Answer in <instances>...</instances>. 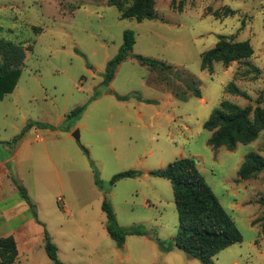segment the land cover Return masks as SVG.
Wrapping results in <instances>:
<instances>
[{
  "label": "rangeland",
  "instance_id": "obj_1",
  "mask_svg": "<svg viewBox=\"0 0 264 264\" xmlns=\"http://www.w3.org/2000/svg\"><path fill=\"white\" fill-rule=\"evenodd\" d=\"M134 1L118 0L124 9ZM110 3L0 0V39L28 50L17 88L0 101V189L15 205L14 196L21 197L16 179L37 205L41 222L21 197L27 239L19 237L15 264H53L44 230L65 264H200L174 245L166 250L179 226L173 189L168 180L149 175L181 158L196 162L243 236L242 243L215 256L214 264H264V232L260 222L254 224L264 217V172L249 180L238 176L249 153L264 157V130L253 143L229 151L213 149L212 133L204 127L223 101L264 107V0H155L158 19L143 22L122 19ZM127 30L134 31L135 46L105 85L106 65ZM221 36L250 42L253 56L246 61L259 75L242 62L214 63L213 73L201 69L202 55ZM136 55L172 69L152 70ZM231 84L248 98L227 92ZM79 107H85L80 118L67 122ZM27 124L37 132L30 129L12 145ZM77 131L80 141L73 136ZM130 170L141 175L111 187L115 175ZM95 171L103 189L95 184ZM105 199L121 227L142 225L148 234L130 235L118 247L106 230Z\"/></svg>",
  "mask_w": 264,
  "mask_h": 264
},
{
  "label": "trees",
  "instance_id": "obj_2",
  "mask_svg": "<svg viewBox=\"0 0 264 264\" xmlns=\"http://www.w3.org/2000/svg\"><path fill=\"white\" fill-rule=\"evenodd\" d=\"M110 6H117L122 19H135L138 22L158 19L154 9L155 0H135L134 4L126 9L118 0H111ZM135 43L134 31H125L123 44L118 54L106 65L103 84L112 83L119 66L132 53ZM27 51V48L22 44L0 39V101L17 88L26 65ZM252 56L253 48L250 42H237L235 37L221 36L219 43L202 55L201 69L213 73L214 63H223L225 67H229L233 62H242L250 72L259 75V69L246 61ZM135 58L141 65L152 70L172 69V66L160 60L141 55H136ZM187 88L192 91L194 97L201 98L199 89L192 90L190 84L187 85ZM227 92L248 98V95L240 91L234 84L228 87ZM97 97L98 94L95 93L93 98ZM117 99L128 101L129 96L117 95ZM140 100L143 101L142 98ZM145 102L154 103V101L148 100ZM84 110L85 107L73 110L68 115L67 122L78 120ZM251 114H253V118H251ZM37 126L41 129H54L53 126L41 123ZM32 127L34 124H27L11 144L15 145L22 140L25 133ZM204 127L212 133L208 144L213 149L224 147L229 151H234L239 144L253 143L264 130V107H257L255 110L252 107L243 109L230 101H223L220 107L212 112ZM261 172H264V157L251 152L245 157L238 176L242 180H249ZM140 175L141 173L136 170L122 172L111 179L110 185L115 187L121 180L137 178ZM149 175L168 180L173 189L179 226L177 235L170 248L166 249L167 251H170L171 246L174 245L188 256L198 260L200 264H214L215 256L235 244L242 243L243 236L236 222L223 208L193 159H177L168 164L166 168L152 171ZM13 181L21 197L28 204L33 217L41 224L38 219L37 205L31 199L27 189L16 179ZM94 181L96 186L103 189L96 171ZM102 210L107 218V233L118 247H123L130 235L145 236L148 234V230L142 225L132 228L121 227L118 224L114 208L107 199L102 204ZM257 221L254 224L260 222L264 232V217ZM44 237L45 251L52 263L65 264L59 259V249L47 230H44ZM156 240L159 246L165 249V243L158 238ZM18 256L19 250L15 238L12 236L0 238V263L15 264Z\"/></svg>",
  "mask_w": 264,
  "mask_h": 264
},
{
  "label": "crops",
  "instance_id": "obj_3",
  "mask_svg": "<svg viewBox=\"0 0 264 264\" xmlns=\"http://www.w3.org/2000/svg\"><path fill=\"white\" fill-rule=\"evenodd\" d=\"M34 130L37 132L38 129ZM11 159L12 158L7 159L6 163H10ZM8 197L9 195L7 194V191L4 189H0V230L1 232H4L0 233V238L12 236L15 238L18 245L19 237H21L22 239L25 238V241L27 239V235L24 233V229H26V227L22 219L23 215L19 211V209H22L24 205L20 204L21 197L18 198L14 196L13 200L17 201L18 203L11 206V203L9 201L10 197ZM16 206H18V208H16Z\"/></svg>",
  "mask_w": 264,
  "mask_h": 264
},
{
  "label": "water",
  "instance_id": "obj_4",
  "mask_svg": "<svg viewBox=\"0 0 264 264\" xmlns=\"http://www.w3.org/2000/svg\"><path fill=\"white\" fill-rule=\"evenodd\" d=\"M73 136H74V138H75L77 141H80V134H79V131L75 132Z\"/></svg>",
  "mask_w": 264,
  "mask_h": 264
}]
</instances>
